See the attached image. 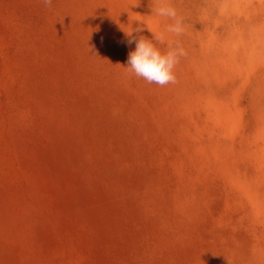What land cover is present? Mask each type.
<instances>
[{
	"label": "rangeland",
	"instance_id": "obj_1",
	"mask_svg": "<svg viewBox=\"0 0 264 264\" xmlns=\"http://www.w3.org/2000/svg\"><path fill=\"white\" fill-rule=\"evenodd\" d=\"M170 2L161 87L152 0H0V264H264V0Z\"/></svg>",
	"mask_w": 264,
	"mask_h": 264
},
{
	"label": "clouds",
	"instance_id": "obj_2",
	"mask_svg": "<svg viewBox=\"0 0 264 264\" xmlns=\"http://www.w3.org/2000/svg\"><path fill=\"white\" fill-rule=\"evenodd\" d=\"M154 7H151L158 17H164L172 21L164 31L153 32L149 27L148 30L153 34V39H147L143 35L138 38L133 37V33H141L144 28L137 26L125 32L128 39L120 41L127 46L135 44V50L129 51L127 64L130 72L137 77L143 78L148 83H155L161 87L169 84H176L175 67L179 64L180 59L187 57L188 53L179 40H172L168 34H174L179 37L184 34L185 27L183 18L178 15L177 9L171 5L170 0H152ZM45 7H51L53 0H41ZM166 45V50L161 51L153 43Z\"/></svg>",
	"mask_w": 264,
	"mask_h": 264
}]
</instances>
